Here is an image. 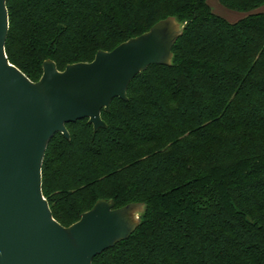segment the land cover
I'll list each match as a JSON object with an SVG mask.
<instances>
[{
    "label": "trees",
    "instance_id": "trees-1",
    "mask_svg": "<svg viewBox=\"0 0 264 264\" xmlns=\"http://www.w3.org/2000/svg\"><path fill=\"white\" fill-rule=\"evenodd\" d=\"M8 0L6 54L31 81L90 63L162 20L185 24L170 65L128 100L57 134L42 167L54 219L70 227L100 200L145 204L135 232L93 264H264V0Z\"/></svg>",
    "mask_w": 264,
    "mask_h": 264
},
{
    "label": "water",
    "instance_id": "water-1",
    "mask_svg": "<svg viewBox=\"0 0 264 264\" xmlns=\"http://www.w3.org/2000/svg\"><path fill=\"white\" fill-rule=\"evenodd\" d=\"M8 0H0V264H93L127 240L141 223L145 204L116 209L100 200L70 227L57 222L42 190L47 148L67 125L88 119L94 132L107 128L102 111L128 100L131 82L150 66L170 65L185 24L170 17L147 33L99 51L90 63L59 71L53 61L31 81L10 63ZM139 216L134 221L132 217Z\"/></svg>",
    "mask_w": 264,
    "mask_h": 264
},
{
    "label": "rangeland",
    "instance_id": "rangeland-1",
    "mask_svg": "<svg viewBox=\"0 0 264 264\" xmlns=\"http://www.w3.org/2000/svg\"><path fill=\"white\" fill-rule=\"evenodd\" d=\"M209 5L211 6L213 12L226 19L229 23H236L246 17V14L240 13L231 9L226 8L221 4L220 0H208ZM264 11V8L262 9ZM134 221L139 220V216L134 215L132 217Z\"/></svg>",
    "mask_w": 264,
    "mask_h": 264
}]
</instances>
